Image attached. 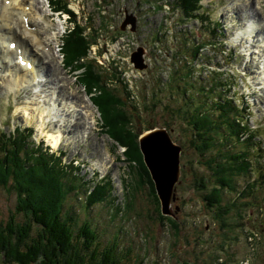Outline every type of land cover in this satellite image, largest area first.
I'll return each mask as SVG.
<instances>
[{
    "label": "rangeland",
    "instance_id": "374dc122",
    "mask_svg": "<svg viewBox=\"0 0 264 264\" xmlns=\"http://www.w3.org/2000/svg\"><path fill=\"white\" fill-rule=\"evenodd\" d=\"M30 1H34L41 16V24L38 28L47 37L48 47L46 48L50 50L49 56L52 63L48 62L46 67L52 69L51 73H54L52 75L56 83L54 88L60 89L63 98H73L74 102H70L69 106L73 108V105L77 104L82 107L81 116L75 117L78 112L74 110L70 111L73 113H70L68 117L65 116L68 121V128L64 127L67 135L61 137L59 149L65 155L51 154L56 156L55 162L57 161L58 168H63L69 176L73 172L72 168H76L77 164L80 165L83 168L80 174L84 181L88 182L85 184L87 187L93 185L94 180L107 175L114 183L116 199L111 198L109 202H106L107 205L99 204L89 211L84 203L83 187L80 188L78 195L77 192L69 194L68 203L73 204L71 214L78 218L79 222L90 219L93 224L98 225L103 232H99L102 239L115 240L119 244L123 261L130 264H264V181H261L262 186L253 189V197L247 193L245 196H239L248 182H253L260 170L264 171V152L261 151L260 154L249 152L250 172L246 175L237 174L238 190L224 189L221 205L212 208L213 211L219 212L229 203L236 201V206L225 216V224L213 217L212 212L208 210L211 207H208L201 197V190L198 191L193 185L195 174L200 173L203 176L206 173L204 168H207L204 163H199L196 159L211 158L221 149L229 150V153L232 150L241 152V147L245 145L237 139H227V141L225 138H219L222 134L229 138L228 133L223 129L210 131V136L218 142L216 146L209 148L204 139L198 137L195 139L191 125L186 124L187 121L184 120L188 117L192 122L194 117H191V114H197L196 111L209 99L208 108H213L211 102L213 97L209 94L203 95L200 88L205 83L208 87L212 85L210 82L212 77L209 76L210 69H208L213 67L211 64L220 62L224 68H229L227 65L229 61L225 57L219 61L212 59L210 55L213 54L214 48L208 45L204 50L207 57L201 58L206 61L199 65L195 74L188 68L180 69L181 64H176L175 67L170 66L176 61L175 52L179 48L175 44L184 46V43L180 40H172L175 29L173 19H176L177 15L165 6L166 1L169 0H69L71 8L75 10L78 19L83 23L87 42L96 44L91 47L90 58H95L94 61L96 60L98 64L105 65V69L100 68L98 72L108 79L106 85L114 92L113 94H119L121 98H124L125 93L130 92L131 100L127 101L128 104H134L141 110L139 119H136L137 130L140 131L139 147V139L154 128L168 129L171 131L173 142L183 147L181 173L173 189L177 200L171 204L174 215L173 213L166 215L178 220V229H176L168 223L161 222L158 212L165 214L162 211V202L158 193L156 192L158 203H160L159 208L157 201L154 200L151 186L139 180L142 178L143 170L137 167L134 175L132 174L131 164L124 155L126 147L117 144L104 130V116L92 99L95 92L90 93L78 78L85 71V67H70L72 69L70 71L68 67L71 65L68 66L62 62V39L63 36L69 38L70 35L66 33L74 26L73 21L68 15L60 16L55 13L48 0ZM210 2H212L210 19L219 20L227 26L228 30L234 31L232 41L239 55L236 66L241 75L248 77L237 86L236 91L240 90L241 93L238 92V94H242L246 101H251V111L250 113L246 111L247 117L243 119L247 120L252 128L259 130L258 135L250 134L256 138L253 141L264 143V81L262 79L264 77V27L256 28V32H249L250 34L245 29L248 22L253 19V14L258 11L264 22V0L248 2L205 0L206 4ZM251 12L252 15H250ZM47 14H50L52 19H47L49 16ZM4 22L5 19L0 17V41H6L7 32H5ZM193 22L194 26H198L201 20H193ZM49 24L53 25L50 27ZM136 25L137 30H135ZM157 30L160 34L168 33L167 37H162L160 46L154 44V40L157 39ZM206 33L200 32L197 37L206 40L208 39ZM236 33H239L241 38ZM73 38L77 40L75 35ZM81 44L83 43H80V47L83 46ZM142 46L146 48V51ZM247 46L252 48L248 49ZM74 52L72 48L71 53L74 54ZM152 54L155 55V59ZM158 54L161 60L156 59ZM163 54H168L166 62L162 59ZM1 60L2 58H0V64ZM77 65H80V62H76L75 66ZM114 68L123 73L122 79L112 78L115 74ZM177 69L182 71L174 80L178 87L176 94L172 96L175 86L167 91L165 80L168 73L177 72ZM2 72L4 71L0 69V74ZM186 73H189V76ZM239 73H236V79L238 81L245 79ZM116 75L118 76L117 72ZM208 76L210 78L206 82ZM223 77L230 80L235 78L228 74ZM0 85L5 89V82L1 80V77ZM31 88L26 87L20 89L21 91L12 90L17 93L0 91V132L5 129L11 130L10 134H12L19 127L33 126L35 132L28 139V143L32 144L33 139L40 141L43 136L47 138L49 131L62 134V130L54 123L57 116L53 114L42 116L43 98H38ZM157 91V96L153 98V93ZM56 110L58 109L56 108L55 112ZM27 113L30 116L26 115ZM81 117L84 121H80ZM48 118H51L50 122L47 121ZM217 118L213 115L214 121H217ZM69 130L73 133L69 134ZM217 133L220 134L217 135ZM197 142H203L206 145L207 153L204 157L199 156L195 150L194 145ZM141 153L144 155L142 151ZM219 161L223 162V160ZM147 169L149 170L148 167ZM207 172L210 176L211 172ZM149 173L154 182L150 170ZM259 179L262 180V176H259ZM78 181L81 180L78 179ZM131 181L133 186H138L132 189L136 191L135 197L132 190L130 195L129 189L127 191L126 185ZM211 187V183L207 184L206 190L210 191ZM250 190L251 188L248 187L246 192L249 193ZM204 195L207 196V194ZM130 197L132 198L128 203ZM16 204L15 192L1 188L0 223L8 221L11 214H15ZM17 220L25 221V218L20 214Z\"/></svg>",
    "mask_w": 264,
    "mask_h": 264
},
{
    "label": "trees",
    "instance_id": "16d2710c",
    "mask_svg": "<svg viewBox=\"0 0 264 264\" xmlns=\"http://www.w3.org/2000/svg\"><path fill=\"white\" fill-rule=\"evenodd\" d=\"M200 1H177L185 14L184 21L188 20L186 17L189 15H198V11L202 8ZM220 29L219 26L215 29V35H221L216 33ZM68 35L70 36L64 43L65 63L73 68L85 67V71L78 78L90 93L95 92L92 99L104 116V130L117 144L126 147L124 155L131 164L132 174L137 167L143 170L142 178L139 180L151 186L154 200L157 201L159 208L160 203H158L154 182L139 147L140 131L137 130L136 119H139L140 108L134 104H128L127 101L131 100L130 92L125 93L124 99L119 94H113L114 92L106 85L108 79L98 72L100 68L105 69V65H100L96 60L89 58V52L95 42H87L84 27L77 26V29L71 30ZM74 35L77 40H70ZM80 43H83L81 44L83 46L80 47ZM72 48L75 50L74 54L71 53ZM76 62H80V65L75 66ZM184 68L194 73L193 65L189 64L188 60L180 66V69ZM182 70L177 69L172 76L171 88L175 86V94L178 86L174 80ZM116 72L114 68L115 74L112 78L117 77ZM186 74L189 76V73ZM223 75L222 72L213 71L210 89L207 83L200 88L203 95L209 94L213 97L211 100L213 108H208L209 99L198 111L195 110L197 114H191V117H194L192 122L188 117L184 120L187 121L186 124L191 125L195 139L197 137L204 139L209 148L216 146L218 142L210 136L211 130H226L229 138H226L224 134L219 138L237 139L241 143L247 141L241 147V152L232 150L229 153V150L221 149L211 158L196 159L207 167L204 168L206 173L203 175L206 177L196 173L193 185L198 191L201 190V197L207 206L211 207L208 210L212 212L213 217L225 224V216L236 206V201L229 203L224 210L219 212L213 211L212 208L221 205L224 189L238 190L237 174L246 175L250 172L249 139L245 136L248 133L252 134V131L242 120L247 111L246 107L238 105L234 99L226 96V91H229L227 86L235 80L228 81V78ZM207 80L209 77H206V82ZM157 94L158 92H155L153 96ZM213 115L218 117L217 121H214ZM32 132V128L22 127L12 134L5 129L0 132V189L6 188L14 191L17 198L15 214L12 213L8 221L0 223V264H130V262L123 261L119 252V244L115 240L102 239L99 232H103L98 225L93 224L92 220L86 219L79 222V219L71 214L73 204L68 203L69 194L77 192L78 195L83 186L84 203L88 211L99 204L100 206L107 205L106 202H109L110 198L116 199L113 196L115 191L113 180L111 178L95 180L93 181L94 187H90L88 191L86 182H79L78 178L67 175L63 168H58L55 155H52L42 145L35 143L34 140L32 141L33 146L31 142L28 143ZM205 143L197 142L194 145L199 156L204 157L207 153ZM207 171L211 172L210 176ZM131 172L129 171L130 174ZM259 176H262V180ZM261 181H264V171L256 174L253 182H248L239 196L248 194L253 197V189L262 186ZM209 183L212 184L210 191L206 190ZM126 187L130 193L138 186H133L131 181ZM248 187L251 188L249 193L246 192ZM132 191L135 197L136 191ZM68 206L69 208L66 209ZM158 213L162 223H168L178 229V220H175V217ZM20 214L25 221L17 220Z\"/></svg>",
    "mask_w": 264,
    "mask_h": 264
},
{
    "label": "bare ground",
    "instance_id": "6f19581e",
    "mask_svg": "<svg viewBox=\"0 0 264 264\" xmlns=\"http://www.w3.org/2000/svg\"><path fill=\"white\" fill-rule=\"evenodd\" d=\"M245 1L248 2L249 0ZM35 6V3L30 0H1L0 2V17L5 19V32H7L6 36L3 35L6 37V41H0V43H5L4 49L0 50V58L2 55L5 57L0 64L1 71H4L0 77L5 82V89L1 85L0 89L10 91L32 87L31 89L36 92L37 97L43 98L42 116L44 114L57 116L54 119L55 122H52L56 126L59 125L58 128L62 130V134L47 132V140L56 148L61 144V137L67 135L64 127L68 126V115L73 113L70 111L78 112L76 117L81 114L82 107L77 104L73 105V108L69 106L70 102H74L73 98H63L60 89L54 88L56 84L55 78L52 76L54 73H49L53 71L46 67V64L52 63L49 56L50 50L46 48L48 47L46 44L47 37L38 28V25L41 24V16ZM258 12L253 14V19L248 22L249 24L245 28L248 33H252L255 28L264 27V22L260 17H257L260 14ZM13 40L17 42L15 49H11L9 46ZM7 42L8 45L6 46ZM28 61L31 62V68H28ZM56 108L58 110L55 112ZM26 115L30 116L28 113ZM66 115L67 117H65ZM47 121L50 122L51 118H48ZM68 133L72 134L73 132L69 130ZM68 138L70 137L68 136Z\"/></svg>",
    "mask_w": 264,
    "mask_h": 264
},
{
    "label": "water",
    "instance_id": "95a60500",
    "mask_svg": "<svg viewBox=\"0 0 264 264\" xmlns=\"http://www.w3.org/2000/svg\"><path fill=\"white\" fill-rule=\"evenodd\" d=\"M70 67L73 66H69L72 71ZM139 140L144 154L143 160L151 172L156 192L162 202V211L165 215L172 214L171 204L177 200L173 189L181 173L182 146L173 142L170 132L165 128L147 131Z\"/></svg>",
    "mask_w": 264,
    "mask_h": 264
}]
</instances>
